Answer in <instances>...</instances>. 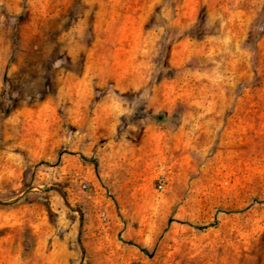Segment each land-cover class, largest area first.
<instances>
[{"label": "rangeland", "instance_id": "rangeland-1", "mask_svg": "<svg viewBox=\"0 0 264 264\" xmlns=\"http://www.w3.org/2000/svg\"><path fill=\"white\" fill-rule=\"evenodd\" d=\"M0 202V264H264V0H0Z\"/></svg>", "mask_w": 264, "mask_h": 264}, {"label": "water", "instance_id": "water-1", "mask_svg": "<svg viewBox=\"0 0 264 264\" xmlns=\"http://www.w3.org/2000/svg\"><path fill=\"white\" fill-rule=\"evenodd\" d=\"M42 191H44V192H48V191H55V192H57V193L60 194L61 197L64 199V201H65V203L67 204V206L70 207V208L72 209V207H71V206L68 204V202L66 201V198H65V196H64V194H63V192L61 191L60 188H58V187H44V188L42 189ZM0 204H4V203H1V202H0ZM78 212L81 213L79 210H78ZM81 223H82V214H81Z\"/></svg>", "mask_w": 264, "mask_h": 264}]
</instances>
